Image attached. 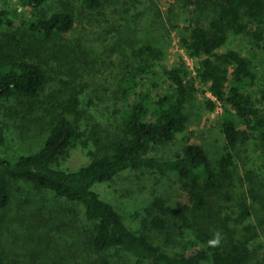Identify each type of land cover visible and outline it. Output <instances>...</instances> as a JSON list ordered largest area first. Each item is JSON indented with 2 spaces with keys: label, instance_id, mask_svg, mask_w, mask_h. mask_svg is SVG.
Masks as SVG:
<instances>
[{
  "label": "trees",
  "instance_id": "16d2710c",
  "mask_svg": "<svg viewBox=\"0 0 264 264\" xmlns=\"http://www.w3.org/2000/svg\"><path fill=\"white\" fill-rule=\"evenodd\" d=\"M1 1L0 28L20 22L28 39L17 48L0 38V103L12 96H24L34 99V106L48 82L50 58L61 64L63 50L68 49L62 45L52 56L51 43L76 26L77 14L70 6L51 13L44 10L55 0H18V5L9 7ZM80 1L92 9L105 5L104 0ZM211 1L216 6L214 18L206 23L192 21L180 35L181 47L195 61L194 69L183 55L177 63L169 64L166 49L157 43L132 47L134 61L126 64L113 91L116 110L122 115V134L91 150L89 163L77 169L58 166L61 157L86 134L78 123L83 112L81 86H75L60 104L61 111L57 107L51 110L52 127L38 151L13 157L0 154V209L10 204L16 182H30L66 199L73 210L82 206L85 220L90 223L86 230L87 251L95 255L98 264H251L252 249L246 234L254 237L257 226L252 222L253 207L245 192L238 199L237 223H242L246 234L229 235L212 247L208 241L214 233L199 227L184 250L171 252L149 235L132 229L97 189L99 184L130 169L177 172L190 203L172 207L164 198H154L157 214L152 225L164 230L171 216L188 226L192 213L207 211L214 192L226 181H234L239 163L252 182L254 169L247 166L245 157L251 158L253 135L260 134L264 140V89L259 98L253 96L249 86L256 83L255 64L240 50L226 46L230 31L245 33L252 22L257 25L254 44L264 50V0ZM207 90L212 95L206 97L207 109L215 111L218 102L223 107L220 126L225 144L218 168L199 143H187L174 157L156 156L153 150L157 145L174 141L187 130V104L199 92L207 94ZM92 134L97 136L95 128ZM95 140L100 144L98 137ZM115 249L122 250L126 257L113 260Z\"/></svg>",
  "mask_w": 264,
  "mask_h": 264
},
{
  "label": "rangeland",
  "instance_id": "374dc122",
  "mask_svg": "<svg viewBox=\"0 0 264 264\" xmlns=\"http://www.w3.org/2000/svg\"><path fill=\"white\" fill-rule=\"evenodd\" d=\"M1 2L7 7L18 5V0ZM104 2V7L99 9L89 8L80 0H55L45 6L44 10L49 13L72 7L77 14V24L51 43L52 56L62 45L68 49H62L61 64L50 58L49 79L36 104L33 106L34 99L24 96H12L0 103L1 155L13 157L38 151L52 127L51 110L57 107L61 111L60 104H64L75 86H81L83 112L78 123L86 134L68 149L58 166L77 169L89 163L91 150H98L104 142L122 134V115L116 110L113 91L126 64L134 61L132 47L157 43L166 49L169 64L177 63L183 55L194 69L195 61L181 47L180 35L192 21L199 19L206 23L216 15V6L211 0L204 4L187 0ZM256 27L251 22L245 33L230 31L226 48L238 49L252 59L257 78L249 90L259 98L264 89V50L254 44ZM0 38L18 48L28 36L18 22L13 27L0 28ZM207 95L209 91L207 94L199 92L188 102L187 130L174 141L157 145L153 150L156 156L174 157L187 143H199L218 168L225 144L220 126L223 107L218 102L215 111L208 110ZM94 128L100 144L92 134ZM249 145L251 158L245 157V163L254 169L252 182L246 178L242 162V165L239 163L234 181H226L214 192L207 211L192 213L188 226L175 216L169 217L164 230L152 225L153 216L157 214L153 206L156 196L164 198L172 207L190 203L177 172L130 169L112 181L99 184L97 189L117 207L132 229L149 235L171 252L184 250L199 227L211 229L214 235L219 234L220 240L245 233L242 223H237L238 199L245 192L253 207L252 222L257 226L254 237L245 233L252 249L250 263L264 264V140L260 134H255ZM251 187L255 188L252 193ZM71 207L66 199L51 191L30 182H16L10 204L0 209V264H98L95 255L87 251L86 230L90 223L85 220L82 206L77 211ZM124 256L122 250L115 249L112 259Z\"/></svg>",
  "mask_w": 264,
  "mask_h": 264
},
{
  "label": "clouds",
  "instance_id": "9594fccd",
  "mask_svg": "<svg viewBox=\"0 0 264 264\" xmlns=\"http://www.w3.org/2000/svg\"><path fill=\"white\" fill-rule=\"evenodd\" d=\"M220 243V236L219 234H215L213 239L208 241V244L212 247L218 246Z\"/></svg>",
  "mask_w": 264,
  "mask_h": 264
},
{
  "label": "built area",
  "instance_id": "2783aa9c",
  "mask_svg": "<svg viewBox=\"0 0 264 264\" xmlns=\"http://www.w3.org/2000/svg\"><path fill=\"white\" fill-rule=\"evenodd\" d=\"M209 96H212V95H211V93H210V95H209Z\"/></svg>",
  "mask_w": 264,
  "mask_h": 264
}]
</instances>
